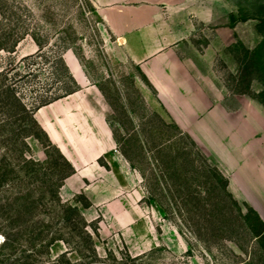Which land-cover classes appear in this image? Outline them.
I'll return each mask as SVG.
<instances>
[{
  "label": "rangeland",
  "instance_id": "1",
  "mask_svg": "<svg viewBox=\"0 0 264 264\" xmlns=\"http://www.w3.org/2000/svg\"><path fill=\"white\" fill-rule=\"evenodd\" d=\"M152 3L148 72L90 0L0 3L28 108L93 88L58 153L0 128V264H264V0Z\"/></svg>",
  "mask_w": 264,
  "mask_h": 264
},
{
  "label": "crops",
  "instance_id": "2",
  "mask_svg": "<svg viewBox=\"0 0 264 264\" xmlns=\"http://www.w3.org/2000/svg\"><path fill=\"white\" fill-rule=\"evenodd\" d=\"M90 1L96 9V12L100 15L106 29L115 38L118 46L124 48L126 55L129 56L131 60L144 65V72H148L149 68L146 63L150 62V57H153L157 53H159L157 56L160 55V52L156 53V51H154L155 41L158 39V35L164 37V34L160 33V30L156 26L164 19L160 17L161 14H156L154 4L152 3L153 0ZM74 80L82 90L66 99L56 102L57 105H51L50 107L53 108L54 106L55 109H51L54 110L52 112L50 111V120L45 121L42 118L36 119L40 128L51 141L54 139V125H51L50 122H53L55 112L58 114V117H60L61 114L66 117V119H58L59 121L55 129L59 127L62 128V124H64L67 129H69L70 126H79L84 129L80 115H82L84 119L90 118L89 113L86 111V106L89 104V95L87 94H92L93 88L90 87L85 78L80 75H74ZM151 84L154 85L153 82ZM45 109L46 107L40 109L37 114H41ZM74 111L78 112L79 115H73ZM37 114L35 116H37ZM71 115H73V117H70ZM58 149L62 152L61 147H58ZM73 169L74 172L77 173L78 169L76 166H73Z\"/></svg>",
  "mask_w": 264,
  "mask_h": 264
},
{
  "label": "trees",
  "instance_id": "3",
  "mask_svg": "<svg viewBox=\"0 0 264 264\" xmlns=\"http://www.w3.org/2000/svg\"><path fill=\"white\" fill-rule=\"evenodd\" d=\"M2 2L3 0H0V3ZM4 26L3 12L0 5V51L12 52L18 43V39H11ZM6 78L7 74L5 70H2L0 72V109L4 111L7 116L4 125L0 126V128L8 129L9 134L12 137L11 143L17 144L19 141V143L24 146L25 139L32 137L45 145V148H53L58 153V150L52 146L47 135L36 123L34 112L45 105L72 95L77 90L74 89L65 92L64 95L57 96L55 99L49 101V103H41L32 109L24 104L22 99L16 94L14 87L7 83ZM71 81L75 84L72 77Z\"/></svg>",
  "mask_w": 264,
  "mask_h": 264
}]
</instances>
